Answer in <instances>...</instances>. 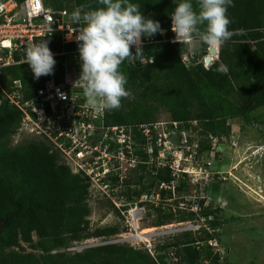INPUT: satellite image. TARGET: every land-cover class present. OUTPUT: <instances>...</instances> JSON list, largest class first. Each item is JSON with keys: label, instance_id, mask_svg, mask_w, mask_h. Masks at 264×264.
Returning <instances> with one entry per match:
<instances>
[{"label": "trees", "instance_id": "16d2710c", "mask_svg": "<svg viewBox=\"0 0 264 264\" xmlns=\"http://www.w3.org/2000/svg\"><path fill=\"white\" fill-rule=\"evenodd\" d=\"M23 2L24 0H17ZM54 8H68L72 12L83 6L85 11L102 7L99 0H44ZM141 5L145 18L158 21L167 37L172 35L170 13L175 5L172 0H131ZM193 7L196 2L193 0ZM227 16L231 23L232 37L219 48L218 60L206 68L203 63L187 65L182 54L191 45L162 40L157 33L144 41L155 40L143 46V52L153 57L150 64L125 60L119 68L127 77L128 95L121 99L120 107L105 111L106 125H121L138 136L137 129L151 122L161 105L169 109L175 122L186 125L199 120L201 135L228 136L230 118L248 119L250 113L264 105V0H233ZM195 50L199 57L208 47L198 38ZM48 42L53 58L54 76L63 81L67 62L72 59L70 51L77 43L63 44L60 32L41 39ZM135 52V48H130ZM49 76L34 79L26 63L13 65L3 70L1 82L11 91L14 80L23 86V98L32 99L37 89L44 86ZM0 93L3 92L0 90ZM199 106L200 110L194 109ZM23 112L8 97H0V264H161L162 255L152 258L138 249L119 244H107L91 248L71 259L52 255L50 250L63 247L69 240L87 239L90 229L91 209L88 204L91 179L84 172H74L61 161L60 152L47 140L31 141L10 146L8 138L21 127ZM210 145L200 142L199 151ZM172 170L158 167L150 178V186L167 184L171 191ZM146 190L143 187L140 194ZM209 215V211H203ZM192 215H194L192 213ZM169 215L157 225L168 223ZM192 219V218H190ZM187 219H181L185 221ZM117 233L113 227L97 229L93 236L111 237ZM37 235V241L34 240ZM193 242V241H192ZM26 243L46 253L39 255L26 252ZM18 248V249H17ZM200 252L189 243L184 245L182 259L196 264ZM211 258L208 254L204 260Z\"/></svg>", "mask_w": 264, "mask_h": 264}, {"label": "rangeland", "instance_id": "374dc122", "mask_svg": "<svg viewBox=\"0 0 264 264\" xmlns=\"http://www.w3.org/2000/svg\"><path fill=\"white\" fill-rule=\"evenodd\" d=\"M218 55L211 57L217 61ZM69 62L71 67L74 61L70 58ZM198 109L196 106L194 110ZM144 124L151 139L147 140L140 126L139 135L133 136L130 149L125 146L124 155L116 150L112 152L118 155H85L82 160L61 153V161L72 169L77 170L75 167L84 162L96 165L93 173L101 170L102 175L92 181L89 189L91 237L69 240L48 253L71 259L91 248L119 244L152 258L162 255L165 262L161 264H190L182 259L183 247L189 243L200 252L196 264H264V105L253 110L248 119L230 118V133L222 137L202 136L196 119L188 125L173 121L169 109L161 105L151 122ZM39 133L22 124L8 138L9 145L50 141ZM201 141L210 148L200 152ZM105 157L111 159L110 170L103 174L104 167L98 166ZM164 166L172 170L173 180L171 191L161 195L159 190L170 186L152 187L150 178ZM143 187L144 192L135 193ZM206 210L209 215L203 214ZM165 215L171 218L166 220L168 223L157 225ZM106 227H113L117 233L111 237L93 236L97 229ZM142 231L148 232L147 237H131ZM23 245L26 252L46 255L38 248ZM208 254L211 258L204 260Z\"/></svg>", "mask_w": 264, "mask_h": 264}, {"label": "built area", "instance_id": "2783aa9c", "mask_svg": "<svg viewBox=\"0 0 264 264\" xmlns=\"http://www.w3.org/2000/svg\"><path fill=\"white\" fill-rule=\"evenodd\" d=\"M71 13L68 8L58 9L46 5L44 0H24L21 3L17 0H0V90L23 112L21 126L28 125L33 130H39V135L49 139L60 154L63 152L65 155H77L82 160L85 155H97L98 158H101V155L117 153L124 155L125 146L130 149L129 143L133 140L131 129L128 130L121 125H106V110L88 104L83 95V82L78 80L80 76L78 48L70 51L74 62L71 67L70 62H67L63 81L55 80L53 70L44 86L38 88L36 95L30 100L23 98V86L20 80L13 81L11 91L5 90L2 85L3 70L23 63L25 51L30 44L39 42L55 32L61 33L63 44L77 43L76 32L83 27V24L74 25L69 18ZM161 34L162 40L176 43L174 32L167 37L166 30L163 29ZM195 40L194 38L191 44ZM154 41L153 39L144 41L141 37V47ZM211 49L212 47L209 46L207 53L201 57L192 49L182 54V59L187 65L203 63L209 68L215 61L211 57L213 55L210 53ZM52 54L54 56L59 53L52 52ZM208 57L211 60L208 61ZM153 61L154 58L148 57L145 53L143 64H150ZM145 126V124L141 125L140 128L149 141L150 130ZM116 150L117 153L112 152ZM107 159L105 157L98 166L104 167L103 174L110 170L108 163L111 159ZM87 165L84 162L78 164L75 167L77 170L73 169V171L84 172L90 177L91 182L99 180V176L102 175L101 170L93 173V167L97 166Z\"/></svg>", "mask_w": 264, "mask_h": 264}, {"label": "clouds", "instance_id": "9594fccd", "mask_svg": "<svg viewBox=\"0 0 264 264\" xmlns=\"http://www.w3.org/2000/svg\"><path fill=\"white\" fill-rule=\"evenodd\" d=\"M195 2L194 9L193 0H172L175 7L170 19L175 41L190 46L198 38L205 46L221 47L233 35L227 16L233 0ZM99 4L102 7L89 11L77 7L69 18L74 25L83 24L75 36L83 95L90 106L112 110L119 108L121 99L128 95L127 77L119 71L120 65L125 60L143 64L141 37H152L163 30L158 21L145 18L141 5L131 0H99ZM47 44L46 40L32 43L25 51L23 63L34 79L53 73L56 61ZM132 47L135 52L130 51Z\"/></svg>", "mask_w": 264, "mask_h": 264}, {"label": "bare ground", "instance_id": "6f19581e", "mask_svg": "<svg viewBox=\"0 0 264 264\" xmlns=\"http://www.w3.org/2000/svg\"><path fill=\"white\" fill-rule=\"evenodd\" d=\"M132 215H133V221L132 222H134V224H135L136 218H135L134 214H132ZM147 233L148 232H146V231L137 232V233L133 234L131 237H133V238H144V237H147V235H148Z\"/></svg>", "mask_w": 264, "mask_h": 264}, {"label": "water", "instance_id": "95a60500", "mask_svg": "<svg viewBox=\"0 0 264 264\" xmlns=\"http://www.w3.org/2000/svg\"><path fill=\"white\" fill-rule=\"evenodd\" d=\"M210 53H211V54H217V53H219V49H218V48H215V49L212 48V49L210 50ZM207 60L209 61V60H211V58L208 57ZM3 223H4V221L0 222V227L3 225Z\"/></svg>", "mask_w": 264, "mask_h": 264}]
</instances>
